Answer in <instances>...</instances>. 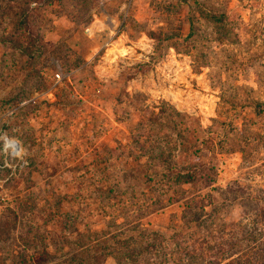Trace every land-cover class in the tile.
<instances>
[{"label":"rangeland","instance_id":"obj_1","mask_svg":"<svg viewBox=\"0 0 264 264\" xmlns=\"http://www.w3.org/2000/svg\"><path fill=\"white\" fill-rule=\"evenodd\" d=\"M262 102L264 0H0V138L22 147L0 140L11 241L61 254L146 228L172 262L264 264Z\"/></svg>","mask_w":264,"mask_h":264},{"label":"trees","instance_id":"obj_2","mask_svg":"<svg viewBox=\"0 0 264 264\" xmlns=\"http://www.w3.org/2000/svg\"><path fill=\"white\" fill-rule=\"evenodd\" d=\"M262 105L264 107V102H262ZM158 148L157 154L153 157L169 167L168 154L170 152L167 149H162V147ZM164 155L168 157V160ZM167 176L170 180L179 184L192 182L196 178L192 169H170ZM201 208L204 211V207ZM13 213H15L14 210ZM204 213L210 214V212L205 211ZM10 219L6 216H0V244L2 249L6 250L7 258L10 259L9 262L1 261V264H100L107 253H113L118 264H167L169 260L172 262L171 257H166V253L171 252V246L167 238L156 230L141 228L136 234L125 236H120L122 233L120 230L116 232L109 231L108 233L103 232L104 230L94 233L86 232V239L77 242L71 250L56 254V250L51 251L47 248L43 235L40 236L36 233L32 235L29 231L24 234H17L15 236L17 241L14 244L13 241L15 240L11 241V233L15 227V220L8 222ZM33 237H39L40 241L37 242ZM13 244L16 245L17 249L13 248ZM62 247L63 245L59 244L55 249L59 248L60 251H63L64 248ZM176 247H181V244H176ZM197 258L199 257L193 254L192 259L187 261L186 264H202V261ZM180 263L181 257L174 258L172 262V264Z\"/></svg>","mask_w":264,"mask_h":264},{"label":"built area","instance_id":"obj_3","mask_svg":"<svg viewBox=\"0 0 264 264\" xmlns=\"http://www.w3.org/2000/svg\"><path fill=\"white\" fill-rule=\"evenodd\" d=\"M1 140V149L5 154L10 158H21L22 156V147L20 142L17 139L11 138L7 135H2ZM5 164H7V160L5 159ZM2 164L0 163V171Z\"/></svg>","mask_w":264,"mask_h":264}]
</instances>
